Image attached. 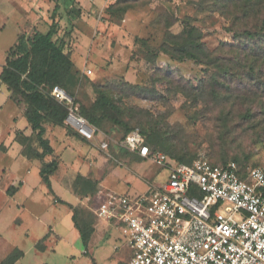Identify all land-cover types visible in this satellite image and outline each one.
<instances>
[{
  "label": "rangeland",
  "instance_id": "rangeland-1",
  "mask_svg": "<svg viewBox=\"0 0 264 264\" xmlns=\"http://www.w3.org/2000/svg\"><path fill=\"white\" fill-rule=\"evenodd\" d=\"M263 4L258 0H0V69L19 34L47 31L55 22L54 37L64 41L78 71L66 89L85 106L94 99V89H102L115 105L110 114L122 122L105 120L92 140L68 133L67 128L75 129L66 121L67 128L45 123L53 154L44 160H58L50 176L54 195L40 180L39 161L22 155L14 159L11 149L5 154L0 139V261L14 248L23 252L15 264L128 261L130 250L118 223L97 218L96 207L108 191L146 192L165 178L167 170L124 146L125 127L154 134L158 138L153 136L149 144L165 154L180 152L190 160L232 161L244 170L264 171V84L221 77L217 98L209 89L200 94L197 88L207 84L200 86L213 69L188 57L178 59L175 51L185 40L182 30L188 24L197 29L195 40L204 51L216 56L232 57L234 62L241 45L252 54H263L256 34ZM243 27L253 36L239 34ZM223 43L238 49L220 50ZM245 85L259 96L241 102L236 90ZM0 88L1 104L8 91L1 83ZM8 104L0 110L2 129L10 125ZM12 105L14 114H23L21 106L13 101ZM160 135L171 139L172 145H159ZM78 176L83 179L75 184ZM18 177L25 182L23 189L10 196L9 185L21 187ZM74 210L78 219L93 221L86 247L72 222ZM43 237L45 249L39 251L35 243Z\"/></svg>",
  "mask_w": 264,
  "mask_h": 264
},
{
  "label": "built area",
  "instance_id": "built-area-1",
  "mask_svg": "<svg viewBox=\"0 0 264 264\" xmlns=\"http://www.w3.org/2000/svg\"><path fill=\"white\" fill-rule=\"evenodd\" d=\"M50 95L67 106L65 121L86 140L96 128L74 97L54 85ZM124 146L167 170L157 185L137 195L105 192L97 218L116 221L130 250L125 264H264V172L239 178L235 162L200 157L185 164L151 150L138 128Z\"/></svg>",
  "mask_w": 264,
  "mask_h": 264
},
{
  "label": "trees",
  "instance_id": "trees-1",
  "mask_svg": "<svg viewBox=\"0 0 264 264\" xmlns=\"http://www.w3.org/2000/svg\"><path fill=\"white\" fill-rule=\"evenodd\" d=\"M258 1L264 3V0ZM245 12H247V10L244 8L242 13L245 14ZM55 26V22H52L49 29L45 32L32 29L29 33L19 34L16 38V42L8 49L4 65L0 71V81L9 91L10 100L23 108V116L32 130L29 136L16 133L15 140L22 146V154L26 158L37 159L41 162L38 172L40 180L45 185L47 192L53 195L50 176L57 170L58 160L54 157L48 161L44 160L46 156H51L53 154V147L46 137L45 123L67 128L65 126V124L67 125L65 119L68 109L64 103L57 101L50 95V90L54 85H59L69 93L66 87L70 80L78 74L77 70L74 71V63L70 58L69 51L66 50L64 41L54 37L56 33ZM182 32L185 36V40L181 45H177L175 48V51L178 53V59L188 57L203 63L206 65V69H213L208 71V78L202 80L203 84L200 86L205 85V83L207 84L202 88H197L200 94H203L206 89H209L210 95L217 98L220 92L216 89L219 87L218 81L221 80V77L224 78L223 80L229 82L239 80V82L242 83L246 80L248 82L261 81L262 84H264V80L261 78L262 75L264 76V52L263 54H252L245 45H241L240 52L237 53L235 57L236 60L233 62L232 57H219L213 53L204 51V45L195 40L199 35L195 27L184 24ZM239 34L248 38L253 36L254 32L249 28L243 27L239 31ZM256 34L258 35L257 39H259L258 45L264 48V9L261 13L260 26ZM224 49L233 51L234 49L237 50L238 47H235L231 43H223L220 46V50ZM240 65L246 66L247 70ZM239 67H241L242 70L238 69ZM165 74L170 73L166 72ZM226 87L229 89V86ZM191 89L194 90L195 87L191 86ZM242 90H245L247 93ZM94 91L96 95L89 106L83 105L78 99L74 98V103L78 107L79 113L95 128L99 127L102 122L108 119H113L115 123L121 125L122 122L113 117L115 115L110 114L115 107L112 97L102 89L95 88ZM236 91V96L240 98V101L243 99L246 100L247 96H259L258 91L253 90L250 85H245L243 88L240 86ZM192 95L198 98L197 95ZM246 112H248V108ZM131 130V128L125 127L123 138H125ZM67 131L72 135L80 136L77 131L71 132L68 128ZM141 134L144 137L145 144L148 145L151 150H160V148L149 144L153 141V136L155 137L154 134H149L146 131H142ZM80 137L86 140L82 136ZM160 139L161 141L157 139L158 144L163 147L171 146L173 143L171 139H165L163 137ZM155 143L156 141H154V144ZM167 155L185 164H189L193 161L192 159H186L185 153L169 152ZM211 162L215 164H225L215 161ZM235 164L237 165V174L239 178L249 180L248 173L252 168L244 170L241 169L237 163ZM79 179H83V177L78 176L74 183L77 184ZM16 188V186L10 185L6 190L7 194L10 196L13 195ZM58 202L67 204L60 199ZM77 217V211L74 210L72 213V222L79 233L82 245L86 247L94 231L93 221L88 218L78 219ZM44 237L35 243V247L39 251L45 249L41 242ZM22 256V250L14 248L4 256L0 264H15Z\"/></svg>",
  "mask_w": 264,
  "mask_h": 264
},
{
  "label": "crops",
  "instance_id": "crops-1",
  "mask_svg": "<svg viewBox=\"0 0 264 264\" xmlns=\"http://www.w3.org/2000/svg\"><path fill=\"white\" fill-rule=\"evenodd\" d=\"M40 31H42V30H40ZM42 32H45V31H42ZM0 83L3 84L1 81H0ZM3 86L7 90V88L4 84H3ZM0 90H1V88H0ZM9 95H10V93L8 91L7 94L4 96L2 103L0 104V110L2 109L3 106L6 105V103H9L8 105L11 106V111L9 114L10 115L9 116L10 125L7 129L0 128V139L2 140V143H3L2 151L5 154H7L8 152H10V149H11L14 152V155H16L14 157V159H17L19 157V155H22L23 157H25V156L22 154V146L15 140L16 133H20V134H23L25 136H29L31 134L32 130H31L29 124L27 123L25 117L23 116V114H18V116H17L16 114L13 113V108H12L13 105H12V101L9 98ZM34 145H36V144H34ZM26 159H28V158H26ZM28 160H37V159H28ZM37 161H39V160H37ZM40 164H41V162L39 161L38 172H39ZM17 180L20 181V184H18V185H20L21 187L19 188V190L17 189L14 192L13 196H15L20 190L23 189V185L25 183L21 177H18Z\"/></svg>",
  "mask_w": 264,
  "mask_h": 264
}]
</instances>
